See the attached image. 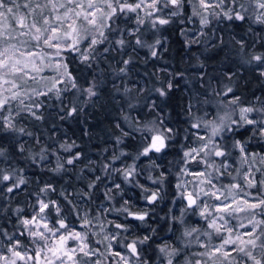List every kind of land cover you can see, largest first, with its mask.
I'll list each match as a JSON object with an SVG mask.
<instances>
[{
  "label": "snow or ice",
  "instance_id": "1",
  "mask_svg": "<svg viewBox=\"0 0 264 264\" xmlns=\"http://www.w3.org/2000/svg\"><path fill=\"white\" fill-rule=\"evenodd\" d=\"M122 19L133 21V26L121 28ZM0 21H4L0 23L3 196L20 192L27 185L22 175L25 170L13 163L15 155L22 156L25 151L17 137L32 136L18 126L19 118L27 114L43 119L37 114L44 106L40 98L46 100L50 95L62 102L61 120L76 118L84 108L75 102L65 106L63 98L69 94L77 99L84 96L85 104L98 98L102 56L130 47L133 52L147 48L152 58L159 56L163 41L155 38L147 43L143 36L148 32L155 34L178 23L181 34L187 37L185 45L191 48L205 43V29L213 22L237 26L250 22L246 31L258 38L237 40L233 36L230 51L235 52L241 66H253L264 78V35L252 27L257 25L264 32V0H0ZM196 21L199 30L184 28ZM213 35L219 40L215 46L220 51L229 47L217 30ZM74 63L80 67L73 68ZM133 63L131 55L122 59L119 72L127 74ZM199 67L203 69V63ZM205 76L201 72L197 79L205 82ZM235 76L226 74L229 83L220 90L202 83L203 93L195 94L194 102L186 107V129L169 126L159 114L150 121L122 114L123 125L115 124L118 154L105 158L103 175L95 176L86 187L95 189L119 176L123 184L139 189L143 206L121 195L119 207L82 208L81 201L91 199L89 192L70 194L64 190L53 199L57 194L56 174L81 163L85 153L78 150L75 141L59 143L66 159L57 155L56 149L42 148L41 153L56 157L55 166L46 169L53 177L43 181L36 192L28 193L34 200L30 211L15 210L13 231L0 227V264H264V100L243 101L231 86ZM176 86L170 80L154 91L159 97H167ZM132 91L124 88L126 94ZM145 91L136 89L137 93ZM137 104L129 97L127 108L135 110ZM205 106L214 112L198 114ZM144 107L157 112L160 105L151 100ZM241 129L251 134L242 138ZM126 140L132 141L134 154L124 151ZM253 140L259 142L261 151L249 150ZM177 143L178 159L162 168L157 160ZM142 159L149 162L144 168L138 163ZM31 161L41 168L51 163L48 154ZM92 163L89 161L85 168ZM168 188L173 190L169 202L182 205L179 215L169 208L161 217L169 232L179 231L175 241L157 243V228H152L151 234H134L135 222L144 225L153 218L156 207L169 194ZM123 192L122 183L113 179L110 186L106 185L105 200L114 201ZM77 195L80 200L75 199ZM113 213L116 216L109 219ZM190 216L199 218L197 225L188 224Z\"/></svg>",
  "mask_w": 264,
  "mask_h": 264
},
{
  "label": "trees",
  "instance_id": "2",
  "mask_svg": "<svg viewBox=\"0 0 264 264\" xmlns=\"http://www.w3.org/2000/svg\"><path fill=\"white\" fill-rule=\"evenodd\" d=\"M18 2L23 3L24 0H18ZM0 23H4V21H0ZM119 23L121 28L133 26L131 20L125 22L122 19ZM249 24L250 22H246L237 26L227 22L223 24L213 22L208 29H205L208 33L205 37V43L191 48L185 45L187 37L181 34V26L178 23L172 24L165 26L158 33L148 32L143 36L146 42L149 40V35H154L155 38H160L163 41L157 58H152L147 48H137L133 52L130 47L126 51L113 50L107 53L100 58L98 65L100 72L98 98L87 104L84 102L86 100L84 96L77 99L74 94H69L63 98V105L65 106L69 105L70 102H75L84 108V111L74 119H60L62 102L56 99L54 95H50L46 100L41 97L40 100L44 102V106L38 110L37 114L41 115L43 119L37 120L24 114L18 120L19 127H24L26 132L32 133V136L24 134L17 137L19 142L24 145L25 151L22 156L16 154L13 159V163L17 167L25 170L22 175L27 180V185L22 186L23 190L15 194H8L7 196L0 194V227L7 228L9 232L13 231L15 210L19 207L30 211V205L34 200L28 193L36 192L42 186L43 181L53 177V173L46 169L55 166L56 157L50 155V153H41V149H56L57 155L66 159L67 154L58 149L59 143L65 141H75L79 146L78 150H82L85 157L74 168L66 166V172L56 174L57 194L52 196L53 199L57 198L59 191L64 190L70 194L89 192L91 199L85 197L80 203L82 208L119 207L122 202L121 195L123 199L138 201L140 206H143V201L139 199V189L134 188L132 185L123 184L119 176L111 177L100 184L98 188L88 189L86 187L95 176L103 175L101 166L105 162V158L118 154L119 149L115 145V137L119 135V132L115 129V124L121 122L123 125L121 117L125 112L133 117L139 116L145 121H150L159 114L169 126L186 129L188 127L186 107L190 101H193L195 94L203 93L202 83L210 89L220 90L225 84L229 83L225 79V75L229 73H236L231 86L243 101L246 103L255 102L257 97L264 100V78L259 77L253 66H241L235 52L230 51L233 36L237 40L241 38L255 40L258 38L247 33L246 30ZM199 27L198 21L194 24L184 25L185 29L199 30ZM252 27L254 32L264 35L259 26L252 25ZM214 29L217 30V35H222L229 44V47L225 48L224 51H220L215 46L219 44V40L213 35ZM257 50H260L259 45H257ZM129 55L134 57V63L129 67L127 74H121L119 68L123 65L120 64V61L127 59ZM200 63H203V69L199 67ZM72 67L78 68L80 66L74 63ZM201 72L206 74L205 82L197 79ZM87 75L91 78V73H87ZM170 80L177 86L170 91L167 97H159L154 89L161 87L162 83L166 84ZM208 80L211 81L210 85L206 83ZM117 88L120 89L119 92L116 91ZM124 88H130L133 91L126 94ZM138 88H144L146 91L137 93L136 89ZM129 97L134 101H138L135 110L127 108ZM151 100H155L160 105L157 112H149L144 107ZM194 111L197 110L194 109ZM204 111L212 113L211 106H205L198 114L202 115ZM209 118H211V115ZM241 133L243 134L242 138H247L251 134L250 132H244L243 129H241ZM180 135L182 137L184 132L181 131ZM125 143L128 144V147L124 151L134 154L132 141L126 140ZM258 144L257 140H253L249 150L261 151L262 148ZM114 148H116L115 153ZM105 149H108V151H105ZM178 149L179 143L169 149L161 159L157 160V163H160L162 168L170 167L169 162L178 159ZM42 154H48L51 160V163L46 164L44 168L38 167L31 161L32 157L39 160ZM89 161L93 162L92 165L85 168ZM127 162L131 163V160ZM138 163L144 168L149 162L142 159ZM116 166H120L119 162ZM147 174V171H145L144 176ZM113 179L116 183H122L124 192L116 195L115 200L109 202L105 200L104 193L106 185L110 186ZM140 179L141 182H145L144 177ZM227 182L225 181V183ZM172 191L171 188H168L169 194L156 207L153 218L147 224L141 225L140 222H135L134 234H151V229L157 228L158 232L155 237L157 243L175 241L176 236L180 234L179 231L175 234L169 232L167 230L169 225L161 219L168 213L169 208H174L175 214L179 215V208L182 205L178 202L173 206L169 202ZM75 199L80 200V197L77 195ZM115 216L116 214L113 213L108 218L112 219ZM122 219L123 217H121ZM198 221L199 218L195 216L187 218L188 224L192 226L197 225ZM199 226L203 227V223L200 222ZM96 239H100V237H96Z\"/></svg>",
  "mask_w": 264,
  "mask_h": 264
},
{
  "label": "rangeland",
  "instance_id": "3",
  "mask_svg": "<svg viewBox=\"0 0 264 264\" xmlns=\"http://www.w3.org/2000/svg\"><path fill=\"white\" fill-rule=\"evenodd\" d=\"M148 37H149L150 41L148 40L147 43H153V41L155 39V36L154 35H149ZM33 86H35V85H33ZM211 111H212V113L214 112V109L212 107H211ZM233 175H235V172H233ZM245 223H246V221H245Z\"/></svg>",
  "mask_w": 264,
  "mask_h": 264
}]
</instances>
